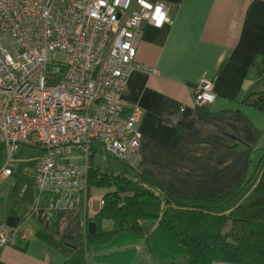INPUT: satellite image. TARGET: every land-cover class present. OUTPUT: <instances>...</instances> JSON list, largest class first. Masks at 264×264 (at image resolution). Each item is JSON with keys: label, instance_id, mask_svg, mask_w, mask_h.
Returning a JSON list of instances; mask_svg holds the SVG:
<instances>
[{"label": "crops", "instance_id": "1", "mask_svg": "<svg viewBox=\"0 0 264 264\" xmlns=\"http://www.w3.org/2000/svg\"><path fill=\"white\" fill-rule=\"evenodd\" d=\"M146 1L166 3L171 21L143 23L135 39L140 67L122 92V116L142 110L134 167L176 197L231 201L249 191L264 164V0ZM202 79L212 81L215 98L196 107ZM33 169L22 188L12 170L0 179V221L24 234L0 248V264H70L85 215L100 207L50 216L34 202Z\"/></svg>", "mask_w": 264, "mask_h": 264}, {"label": "built area", "instance_id": "2", "mask_svg": "<svg viewBox=\"0 0 264 264\" xmlns=\"http://www.w3.org/2000/svg\"><path fill=\"white\" fill-rule=\"evenodd\" d=\"M168 13L160 1L0 0V144L8 151L0 179L11 173L9 159L22 147L36 148L35 204L43 203L50 216L69 207L90 212L91 149L132 161L142 110L132 106L122 116V92L140 67L135 39L141 25L169 24ZM214 98L212 81L202 79L192 105ZM95 200L103 205L102 196ZM18 236L24 237L19 228L0 221V248Z\"/></svg>", "mask_w": 264, "mask_h": 264}, {"label": "trees", "instance_id": "3", "mask_svg": "<svg viewBox=\"0 0 264 264\" xmlns=\"http://www.w3.org/2000/svg\"><path fill=\"white\" fill-rule=\"evenodd\" d=\"M98 152L101 148L94 146L89 155V188L108 186L111 191L102 196L98 212L83 219L87 264H134L140 243L164 264H264V164L246 199L216 214L182 204L135 174L98 170L93 166ZM104 220L111 223L110 230L101 229ZM90 221L96 227L92 235L87 231Z\"/></svg>", "mask_w": 264, "mask_h": 264}, {"label": "rangeland", "instance_id": "4", "mask_svg": "<svg viewBox=\"0 0 264 264\" xmlns=\"http://www.w3.org/2000/svg\"><path fill=\"white\" fill-rule=\"evenodd\" d=\"M56 58L62 59L63 57L62 55L57 54ZM7 156H8L7 149H5L4 147H0V159L4 157V161H5ZM36 158H37L36 149L33 147L24 146L21 152H17L16 154L13 155V158L9 159V162H11L10 163L11 170L14 173V177H16L15 187L17 188L24 187V184L27 182L26 180L27 176L31 174L30 172L32 171L33 168L35 169ZM63 160H66V159H63ZM134 163L135 162H132V161L124 162V163L119 162L115 160L111 154H103V152H98L93 157V166L96 167L100 171H109V172H114L118 174H127V175L135 174L136 176L142 177L146 181L155 185L156 183H154L155 181L151 177L147 176L146 174H141L135 169ZM34 169H33V173H34ZM259 174L254 180V182L252 183V185L250 186V188H248L249 190L248 192L247 191L241 192L234 199L228 202H226V199H224L225 197H222V199H218V200L216 199L215 201H211V200L206 201V200H201L198 197H193V198L187 197L183 199L182 197H178V196L176 197L171 194L170 195L173 196L175 199H177L179 202L186 203L187 205L202 206L204 208H208L213 213L223 214V213L228 212L227 208H232L235 205H237L239 202L246 199L253 185L257 183ZM252 176L253 174L249 177L247 181L252 180L251 179ZM110 191H111V188L108 186H96V185L91 184L90 189H89V195L93 199L92 206L96 209L98 207V201L95 200V198L104 196ZM147 225L152 226V221L147 222ZM228 228H229V223H227L224 226L223 231ZM101 229L105 231L110 230L111 223L106 220L102 221ZM76 245L78 247V250L73 253V255L69 258L67 263L87 264V257H86V254H85V251L82 245V238L80 239V237H78ZM134 264H164V263L158 260H155L148 252L144 243H140L138 245V252H137Z\"/></svg>", "mask_w": 264, "mask_h": 264}, {"label": "water", "instance_id": "5", "mask_svg": "<svg viewBox=\"0 0 264 264\" xmlns=\"http://www.w3.org/2000/svg\"><path fill=\"white\" fill-rule=\"evenodd\" d=\"M87 231H88V234L92 235L95 233L96 231V227H95V224L94 222L90 221L87 225Z\"/></svg>", "mask_w": 264, "mask_h": 264}, {"label": "bare ground", "instance_id": "6", "mask_svg": "<svg viewBox=\"0 0 264 264\" xmlns=\"http://www.w3.org/2000/svg\"><path fill=\"white\" fill-rule=\"evenodd\" d=\"M89 183V182H88Z\"/></svg>", "mask_w": 264, "mask_h": 264}]
</instances>
